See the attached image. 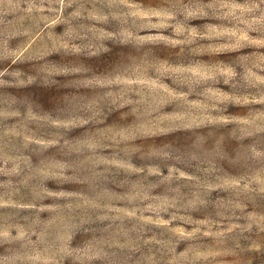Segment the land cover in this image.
<instances>
[{
  "label": "rangeland",
  "instance_id": "obj_1",
  "mask_svg": "<svg viewBox=\"0 0 264 264\" xmlns=\"http://www.w3.org/2000/svg\"><path fill=\"white\" fill-rule=\"evenodd\" d=\"M0 264H264V0H0Z\"/></svg>",
  "mask_w": 264,
  "mask_h": 264
}]
</instances>
